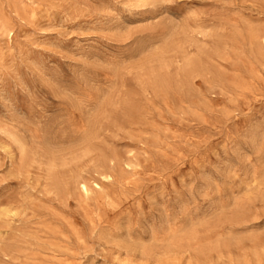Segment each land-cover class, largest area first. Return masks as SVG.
Returning <instances> with one entry per match:
<instances>
[{"label": "rangeland", "instance_id": "374dc122", "mask_svg": "<svg viewBox=\"0 0 264 264\" xmlns=\"http://www.w3.org/2000/svg\"><path fill=\"white\" fill-rule=\"evenodd\" d=\"M263 258L264 0H0V264Z\"/></svg>", "mask_w": 264, "mask_h": 264}, {"label": "bare ground", "instance_id": "6f19581e", "mask_svg": "<svg viewBox=\"0 0 264 264\" xmlns=\"http://www.w3.org/2000/svg\"><path fill=\"white\" fill-rule=\"evenodd\" d=\"M163 52H164V51H163ZM31 64H32V63H31ZM18 79H19V78H18ZM17 142H18V141H17ZM21 154H22V153H21ZM43 183H44V182H43ZM84 190H85V189H84ZM84 192H85V191H84ZM7 216H8V215H7ZM232 218H233V217H232ZM237 243H238V242H237ZM240 243H241V242H240ZM240 247H241V246H240ZM243 247H244V244H243ZM245 247H246V245H245ZM245 247H244V248H245ZM241 249H242V247L240 248V251H241ZM223 250H224V249H223ZM231 250H232V249H231ZM247 250H248V249H247ZM206 251H207V250H206ZM233 251H234V250H233ZM237 251H238V250H237ZM202 252H203V251H202ZM229 252H230V251H229ZM224 253H225V252H224ZM233 253H234V252H232V254H233ZM238 253H239V252H238ZM238 253H237V254H238ZM245 253H247V252H245ZM204 254H205V253H204ZM218 254H220V253H218ZM227 254H228V253H227ZM240 254L243 255L242 253H240ZM240 254H239V257H240ZM205 255H206V254H205ZM205 255H202V254H201V255H200V258H201V256H205ZM207 255H208V253H207ZM225 255H226V254H225ZM245 255H246V254H245ZM245 255H244V258H245ZM218 256H219V255H218ZM227 256H228V255H227ZM233 256H234V255H233ZM247 256H248V255H247ZM184 257H185V256H184ZM198 257H199V256H198ZM198 257H197V258H198ZM213 257L216 258V256H214V255H213ZM221 257H224V254H223V256H221ZM231 257H232V256H231ZM231 257H229V258H231ZM252 257H253V256H252ZM178 258H179V257L177 256L176 260H177ZM181 258L183 259V255L181 256ZM189 258H190V257H189ZM189 258H187V259L185 258L186 261H187V260L190 261L191 258H193V257L191 256V258H190V259H189ZM200 258H198V259H200ZM234 258H235V256H234ZM234 258H232V259L234 260ZM237 258H238V257L235 258V260H234L235 262H237V261H236ZM240 258H241V257H240ZM174 259H175V258H174ZM179 259H180V258H179ZM193 259H194V258H193ZM193 259L191 260V262L193 261ZM201 259H202V258H201ZM204 259H206V258L204 257ZM218 259H219V258H218ZM218 259H217V260H218ZM242 259H243V258H242ZM242 259H238V260H242ZM245 259H247V258H245ZM249 259H250V257L248 256V260H249ZM253 259H254V257H253ZM263 259H264V258H263ZM196 260H197V259H196ZM196 260H195V261H196ZM206 260H210V258L208 257V259H206ZM214 260H215V259H214ZM220 260H221V259H220ZM220 260H218V261L221 262ZM251 260H252V259H251ZM182 261H183V260H182ZM189 261H187V262H189ZM201 261H202V263H203V260H201ZM201 261H200V262H201ZM224 261H225V260H224ZM228 261H229V260H228ZM246 261H247V260H246ZM255 261H258V260H254V264H256ZM179 262H180V261H179ZM200 262H199V263H200ZM206 262H207V261H206ZM219 262L214 263V264H219ZM239 262H241V261H239ZM259 262H260V261H259ZM176 263H177V262H176ZM229 263H230V262H229ZM250 263H251V262H250ZM250 263H249V264H250ZM173 264H175V263H173ZM178 264H179V263H178ZM180 264H181V263H180ZM184 264H185V261H184ZM188 264H189V263H188ZM191 264H192V263H191ZM195 264H198V262L195 263ZM204 264H205V263H204ZM210 264H212V263H210ZM238 264H239V263H238ZM240 264H241V263H240ZM243 264H248V263H245V261H244Z\"/></svg>", "mask_w": 264, "mask_h": 264}]
</instances>
